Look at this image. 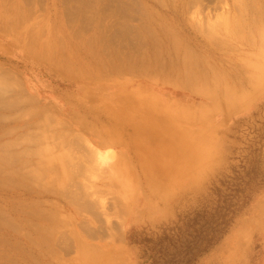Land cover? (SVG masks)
Returning a JSON list of instances; mask_svg holds the SVG:
<instances>
[{
    "label": "rangeland",
    "instance_id": "374dc122",
    "mask_svg": "<svg viewBox=\"0 0 264 264\" xmlns=\"http://www.w3.org/2000/svg\"><path fill=\"white\" fill-rule=\"evenodd\" d=\"M263 14L0 0V264H264Z\"/></svg>",
    "mask_w": 264,
    "mask_h": 264
},
{
    "label": "trees",
    "instance_id": "16d2710c",
    "mask_svg": "<svg viewBox=\"0 0 264 264\" xmlns=\"http://www.w3.org/2000/svg\"><path fill=\"white\" fill-rule=\"evenodd\" d=\"M228 212H231V210L224 209L223 206H220L214 213L208 211L198 213L202 214L200 215L202 217H206L207 215L215 216L212 221L213 226L211 234H204L203 236L194 239L191 245L187 244L186 250L184 251L181 259H178L176 261L173 260V264H189L195 259L198 254L210 247L215 242V240H217V238L219 237L218 235L227 228L229 224L228 219L226 218Z\"/></svg>",
    "mask_w": 264,
    "mask_h": 264
},
{
    "label": "bare ground",
    "instance_id": "6f19581e",
    "mask_svg": "<svg viewBox=\"0 0 264 264\" xmlns=\"http://www.w3.org/2000/svg\"><path fill=\"white\" fill-rule=\"evenodd\" d=\"M254 1V0H253ZM242 8V7H241ZM262 8V7H261ZM264 15V14H263ZM240 17V16H239ZM233 18V17H232ZM238 23V22H237ZM243 27V26H242ZM258 28V27H257ZM236 29V28H235ZM248 29V28H247ZM203 30V29H202ZM220 30V29H219ZM224 31V30H223ZM232 31V30H231ZM235 31V30H234ZM215 32V31H214ZM207 33V32H206ZM216 33V32H215ZM250 34H251V32H250ZM250 34H249V36H250ZM240 35H241V33H240ZM252 35V34H251ZM166 36V35H165ZM209 37V36H208ZM156 38V37H155ZM158 38V37H157ZM251 38V37H250ZM218 40V39H217Z\"/></svg>",
    "mask_w": 264,
    "mask_h": 264
}]
</instances>
